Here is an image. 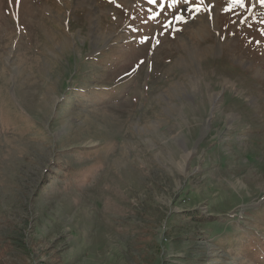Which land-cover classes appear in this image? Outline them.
<instances>
[{
	"label": "rangeland",
	"instance_id": "1",
	"mask_svg": "<svg viewBox=\"0 0 264 264\" xmlns=\"http://www.w3.org/2000/svg\"><path fill=\"white\" fill-rule=\"evenodd\" d=\"M0 264H264V2L0 0Z\"/></svg>",
	"mask_w": 264,
	"mask_h": 264
},
{
	"label": "snow or ice",
	"instance_id": "2",
	"mask_svg": "<svg viewBox=\"0 0 264 264\" xmlns=\"http://www.w3.org/2000/svg\"><path fill=\"white\" fill-rule=\"evenodd\" d=\"M152 2H153V3H155V2H156V0H152ZM174 2H176V0H174ZM239 2H241V3H242V2H243V0H239ZM262 2H264V0H262Z\"/></svg>",
	"mask_w": 264,
	"mask_h": 264
},
{
	"label": "trees",
	"instance_id": "3",
	"mask_svg": "<svg viewBox=\"0 0 264 264\" xmlns=\"http://www.w3.org/2000/svg\"><path fill=\"white\" fill-rule=\"evenodd\" d=\"M193 216L200 217L201 215H199V214H196V215H193Z\"/></svg>",
	"mask_w": 264,
	"mask_h": 264
}]
</instances>
